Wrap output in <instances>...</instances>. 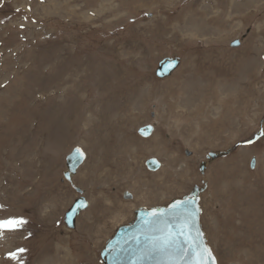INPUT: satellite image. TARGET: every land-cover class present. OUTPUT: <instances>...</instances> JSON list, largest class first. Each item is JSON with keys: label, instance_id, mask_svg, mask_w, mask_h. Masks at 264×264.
<instances>
[{"label": "rangeland", "instance_id": "obj_1", "mask_svg": "<svg viewBox=\"0 0 264 264\" xmlns=\"http://www.w3.org/2000/svg\"><path fill=\"white\" fill-rule=\"evenodd\" d=\"M195 185L217 264H264V0H0V220L23 221L0 264H103L136 209Z\"/></svg>", "mask_w": 264, "mask_h": 264}, {"label": "water", "instance_id": "obj_2", "mask_svg": "<svg viewBox=\"0 0 264 264\" xmlns=\"http://www.w3.org/2000/svg\"><path fill=\"white\" fill-rule=\"evenodd\" d=\"M239 44L240 41L238 40L232 42V46H238ZM179 63L178 58H166L162 60L156 69V75L160 78L170 76ZM151 130L152 128L147 126L141 129L140 132L144 136H148L150 135ZM231 151L232 149L211 151L206 155V159L199 164L200 173L205 176V171L209 163L228 156ZM85 159L86 154L79 146H75L66 156L67 169L64 172V178L67 181L70 183L73 182V175L77 173ZM147 165L150 169H158L160 163L157 159L152 158L147 161ZM73 187L81 195L64 214V222L68 228H75L77 216L89 206V202L82 195L83 191L75 185H73ZM205 189L206 186L199 187L198 185H195L194 189L182 199H174L172 202L163 206L151 208L140 207L136 209L134 221L128 223V225H121L117 229L115 235L101 251L103 264H195L197 257L193 255L191 248H189L187 254L183 256L164 255L161 253H153L150 255L147 251L149 241L146 239V236L149 234L144 229V220L149 218V214L153 209H157L160 213H163L160 222L161 226L165 223H170L173 225L172 231L177 233L185 219L183 208H178L175 211L173 210V205L179 204L186 205L188 213H194V219H192L190 223L191 239H194L195 243L200 245L201 248L206 246L210 249L211 259L205 257V259L208 260V264H217V258L211 246L207 244L205 232L201 224L202 210L199 201L200 195ZM197 233H199V235H197ZM178 242L187 247L185 237H179Z\"/></svg>", "mask_w": 264, "mask_h": 264}, {"label": "snow or ice", "instance_id": "obj_3", "mask_svg": "<svg viewBox=\"0 0 264 264\" xmlns=\"http://www.w3.org/2000/svg\"><path fill=\"white\" fill-rule=\"evenodd\" d=\"M178 208H183L185 219L183 225L177 233L172 231L173 225L170 223H165L161 226V218L163 213H160L159 210L153 209L149 214V218L144 220V229L149 234L146 236V239L149 241L148 244V253L151 255L153 253H161L164 255H186L189 248H191L194 256L197 257L195 264H208V260L211 259V252L206 246L202 247L195 243L194 239H191L190 233V223L194 219V213H188L186 210V205L179 204L173 205V210L175 211ZM22 220L17 218H8L0 220V234L4 231H15L21 224ZM199 235V233H197ZM185 237L186 245H181L178 242L179 237ZM23 249H19L18 252H23ZM11 258H17L15 253L10 254Z\"/></svg>", "mask_w": 264, "mask_h": 264}, {"label": "bare ground", "instance_id": "obj_4", "mask_svg": "<svg viewBox=\"0 0 264 264\" xmlns=\"http://www.w3.org/2000/svg\"><path fill=\"white\" fill-rule=\"evenodd\" d=\"M253 1H254V0H253ZM172 95H174V92H173ZM151 134H152V133H151ZM17 153H18V152H17ZM85 154H86V153H85ZM157 161H158V159H157ZM158 162H159V161H158ZM87 208H88V207H87ZM87 208H86V209H87ZM86 209H85V210H86ZM83 211H84V210H83ZM134 213H135V212H134ZM133 221H134V220H133ZM131 222H132V221H131ZM129 223H130V222H129ZM204 232H205V231H204ZM205 236H206V235H205ZM206 239H207V238H206ZM64 241H65V240H64ZM107 244H108V242H107ZM107 244H106V245H107ZM207 244L210 245L209 242H208V240H207ZM62 248H63V247H62ZM211 248H212V247H211ZM66 250H67V249H66ZM212 250H213V248H212ZM213 252H214V250H213Z\"/></svg>", "mask_w": 264, "mask_h": 264}]
</instances>
